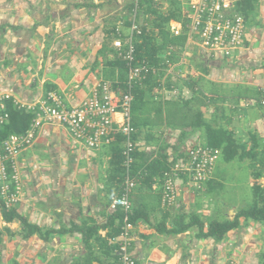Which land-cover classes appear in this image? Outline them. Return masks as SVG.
I'll return each instance as SVG.
<instances>
[{"label": "crops", "instance_id": "crops-1", "mask_svg": "<svg viewBox=\"0 0 264 264\" xmlns=\"http://www.w3.org/2000/svg\"><path fill=\"white\" fill-rule=\"evenodd\" d=\"M132 1L0 0V94L32 103L56 91L69 108L87 99L99 82L116 85L114 91L122 94L119 69L113 65L120 58L114 41L133 36V20L125 10ZM156 2L161 12L181 15L187 0ZM182 16L170 22L172 34L185 30ZM143 20L140 17L139 22ZM246 26L244 46L232 57L203 50L186 32L185 46L160 55L174 62L162 79L169 83L155 101L177 103L181 97L208 123L227 129L250 149L251 133L264 145V0H254ZM158 112L147 113L154 126L139 131V149L153 159L167 147L174 167L183 165L191 147L206 144V130L176 127L180 116L172 104ZM169 119L174 125L167 124ZM109 145L89 149L59 125H44L37 131L33 145L18 159L22 191L12 209L38 231L29 235L20 220L5 221L0 209V264H80L88 252L82 235L59 231L88 220L105 224L113 212L108 191L115 151ZM221 160L200 191L180 173L177 201L171 206L159 202L158 181L151 189L141 185L132 192V206L142 207L151 221L134 226L131 253L136 264H226L230 259L260 264L264 228L257 222L241 219L240 226L219 242L199 239L197 227L179 234L163 232L161 224L173 231L184 214H196L205 222L235 217L236 202H215L212 196L226 180L221 166L228 163ZM249 172L252 187L250 164ZM107 233L99 232L102 237ZM95 256L91 264H108L101 252Z\"/></svg>", "mask_w": 264, "mask_h": 264}, {"label": "trees", "instance_id": "trees-1", "mask_svg": "<svg viewBox=\"0 0 264 264\" xmlns=\"http://www.w3.org/2000/svg\"><path fill=\"white\" fill-rule=\"evenodd\" d=\"M253 2L254 0H240L236 5V12L246 20L253 10ZM137 5L136 21L139 25L140 33L134 36L136 59L140 63L145 62L151 70L140 82L135 83L131 89L133 96L131 124L135 129L133 140L136 146L132 155L133 163L129 172H127V168L124 166L125 158L123 151L125 137L117 134L115 143L108 144L109 146H114L113 150L115 151V157L110 169L109 206L113 197L122 195L128 178L135 183V189L141 185L147 189H151L153 183L158 181L159 185L162 186L158 200L159 202H163L166 175L172 173L175 161H170V157L166 153L167 147H162L161 152L156 158L149 159L139 149L137 139L140 135L139 131L142 128H147L149 125L154 126L147 119V113L154 109L159 110L158 114H161L164 108L166 109L168 107V104H172L175 107V115L177 117L180 116V122L177 123L179 125H175L176 127H191L192 130L204 128L206 130L207 141L202 146L219 151L220 157L227 163L235 160L249 161L251 176L253 178L251 187L253 202L248 208L239 210L233 219L223 221L211 220L205 222L196 214H184L178 217L175 224L176 228L173 231H167L165 225L161 224L164 229L163 232L179 234L188 231L192 227H197V236L199 239L212 238L219 242L229 232L240 226L241 219H244L246 222L252 221L260 223L264 228V187L259 182L264 178V145H261L258 142L257 136L251 133L252 147L247 149L244 144L239 143L234 138L233 133L223 127L213 126L208 123L203 118L199 109L192 107L190 102H185L181 97H179L180 100L177 103H172L169 100L165 103L155 101L157 96H161L164 86L169 83V81H166L163 84L162 79L167 69L174 62L173 58L170 57L162 60L160 59V55L169 50V48L185 46L187 30L185 28L178 36H174L170 31V22L172 20L180 21L182 13L181 15L177 11H171L169 14L163 13L159 10L156 0H139ZM135 8L136 3L133 0L125 9L128 16H132ZM140 17L144 18L141 23L139 22ZM113 65L118 67L120 73V83L118 86L122 90V94H126L129 92V86L127 85L129 66L121 57L117 58ZM133 65L135 66L137 64ZM112 88L113 90H117L116 85ZM190 88L194 89L193 86H190ZM7 108L10 119L9 123L0 130V143L8 139L11 135L25 134L34 119L31 113L18 110L12 101L8 102ZM168 121L167 124H173L170 119ZM183 136H187V133H183ZM0 209L2 210L5 221L20 220L23 227L27 228L29 235L38 231V228L29 225L23 217L19 216L15 209H7L4 201L1 199ZM127 217L128 221L134 226L138 223L151 224L148 214L140 206H132L131 212ZM125 218V212L117 209L111 213L105 224H97L94 221L88 220L83 221L80 225L75 224L68 230L62 229L59 232L80 233L82 235L83 244L88 252L80 260V264H91L96 259L95 254L97 251L101 252L108 259V264H113L118 261V256L115 253L117 247L110 245L109 241L120 236ZM187 218L189 219L188 222H186ZM102 230H108L105 237L99 234ZM260 264H264V248L260 254Z\"/></svg>", "mask_w": 264, "mask_h": 264}, {"label": "built area", "instance_id": "built-area-1", "mask_svg": "<svg viewBox=\"0 0 264 264\" xmlns=\"http://www.w3.org/2000/svg\"><path fill=\"white\" fill-rule=\"evenodd\" d=\"M138 1L135 0L136 8L131 16L133 36L140 33L136 21ZM239 1L187 0L182 12L185 21L182 25L186 28L189 39L195 40L209 53L232 57L244 46L246 36V20L236 12ZM173 34L178 36L181 30H175ZM133 36L127 40L117 38L114 41V47L120 52V57L129 66V92L126 94L115 92L109 82L103 81L99 82L91 95L80 105L70 108L56 91H51L44 98L32 103L15 102L10 94H0V130L9 123V101H12L18 110L34 116L25 134L11 135L0 143V199L4 201L7 209L13 208L19 202L22 191L18 159L26 148L33 145L37 131L44 125L62 126L77 142L94 150L109 144L117 134L123 135L124 166L129 172L136 146L133 140L135 129L131 124V89L151 70L145 62L137 61ZM117 116L120 120H117ZM219 158L220 152L217 150L202 145L191 147L184 164L175 165L172 173L166 175L163 203L171 206L177 201L176 180L180 173L187 176L190 185L196 190H202ZM134 189L135 183L128 178L122 195L113 197L109 206L112 211L121 209L126 214L120 236L109 241L110 245L117 247L115 253L118 261L113 264H136L131 253L134 225L127 217L132 209L130 195ZM228 264L236 263L230 261Z\"/></svg>", "mask_w": 264, "mask_h": 264}, {"label": "rangeland", "instance_id": "rangeland-1", "mask_svg": "<svg viewBox=\"0 0 264 264\" xmlns=\"http://www.w3.org/2000/svg\"><path fill=\"white\" fill-rule=\"evenodd\" d=\"M220 162H223L221 160ZM249 161H234L228 164H222L225 171L224 185L214 191L212 195L215 202H236L238 206L237 211L248 208L253 202V193L251 184L249 183ZM224 166V167H223ZM260 184L264 187V178L261 179ZM230 261L237 262L233 259Z\"/></svg>", "mask_w": 264, "mask_h": 264}]
</instances>
